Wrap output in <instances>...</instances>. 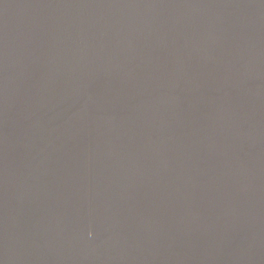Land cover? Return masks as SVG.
Returning a JSON list of instances; mask_svg holds the SVG:
<instances>
[{
  "label": "water",
  "instance_id": "95a60500",
  "mask_svg": "<svg viewBox=\"0 0 264 264\" xmlns=\"http://www.w3.org/2000/svg\"><path fill=\"white\" fill-rule=\"evenodd\" d=\"M0 264H264V0H0Z\"/></svg>",
  "mask_w": 264,
  "mask_h": 264
}]
</instances>
